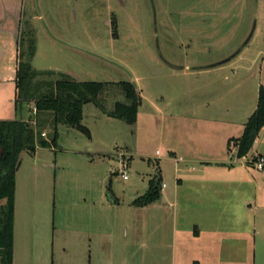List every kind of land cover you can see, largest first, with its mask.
<instances>
[{
  "label": "rangeland",
  "instance_id": "374dc122",
  "mask_svg": "<svg viewBox=\"0 0 264 264\" xmlns=\"http://www.w3.org/2000/svg\"><path fill=\"white\" fill-rule=\"evenodd\" d=\"M2 1L4 8L21 1L22 10L17 38L0 32V118L34 124L30 106L14 105L20 38L23 48L34 40L36 71L129 81L141 97L132 124L89 102L81 119L89 135L59 124L55 146L21 151L17 215L44 238V254L31 264H170L180 205L133 201L153 176L173 200L186 167L187 176H202L204 165L186 158L216 153L227 133L209 126L208 116L237 117L243 105L256 103V84L264 86V0ZM116 100L124 97L115 86L100 96L106 110ZM37 129L50 137L47 120ZM227 130L238 134L242 125ZM257 138L264 153L263 127ZM247 166L264 181V173Z\"/></svg>",
  "mask_w": 264,
  "mask_h": 264
},
{
  "label": "crops",
  "instance_id": "0c3cea01",
  "mask_svg": "<svg viewBox=\"0 0 264 264\" xmlns=\"http://www.w3.org/2000/svg\"><path fill=\"white\" fill-rule=\"evenodd\" d=\"M2 3L0 0V32L17 38L22 2L18 7L9 5L7 8ZM224 78L229 77L225 75ZM260 85L256 84V93ZM242 86L244 94L243 83ZM256 103L248 110L243 105V112L235 118L225 112L224 116L211 113L206 123L212 127L222 126V131L227 133L218 143L216 153L210 156L195 154L186 158V162L204 165L200 171L202 176H187L191 171L186 167L183 172L187 173L186 176L175 182L173 200L161 187L158 201L164 198L169 201V206L178 204L181 211L173 214L170 264L177 261H181L179 264H264V181L261 176L257 178L251 174L247 166L251 164L255 168L254 155L264 156L259 148L263 143L256 138L250 152L243 157H237L234 143L242 134L244 123ZM4 119L7 118H0ZM235 123L242 125V130L237 131L238 134H229L227 128ZM207 171L215 176H206ZM43 248L44 238L31 233L24 217L17 215L14 198L12 264H31L33 258L39 259L44 254Z\"/></svg>",
  "mask_w": 264,
  "mask_h": 264
},
{
  "label": "trees",
  "instance_id": "16d2710c",
  "mask_svg": "<svg viewBox=\"0 0 264 264\" xmlns=\"http://www.w3.org/2000/svg\"><path fill=\"white\" fill-rule=\"evenodd\" d=\"M29 38L25 48L22 47L23 39L17 41L14 105L15 108L21 104L30 105L35 117L34 124L22 119L0 120V264H12L13 259L15 173L21 151L33 154L37 147L55 146L59 124L69 125L89 135L88 128L81 123L82 109L86 103L93 102L108 116L132 124L136 121L141 102L138 89L129 81H79L63 73L34 70L30 63L34 40ZM109 86L118 88L124 100H116L112 108L106 110L100 96ZM45 114L49 118L44 120L42 116ZM46 120L51 124L50 137H43L42 131L37 129V125ZM262 127L264 86L260 85L256 107L244 123L242 134L234 140L237 157L250 152ZM160 185V177H151L146 192L137 197L133 204L145 206L158 200Z\"/></svg>",
  "mask_w": 264,
  "mask_h": 264
},
{
  "label": "built area",
  "instance_id": "2783aa9c",
  "mask_svg": "<svg viewBox=\"0 0 264 264\" xmlns=\"http://www.w3.org/2000/svg\"><path fill=\"white\" fill-rule=\"evenodd\" d=\"M253 164H254L255 169L264 173V156L263 155L256 154ZM123 178L126 179L127 175L123 174ZM161 187H164L163 183L161 184Z\"/></svg>",
  "mask_w": 264,
  "mask_h": 264
}]
</instances>
